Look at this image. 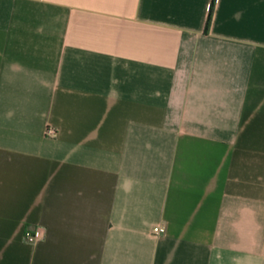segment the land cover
<instances>
[{
  "label": "crops",
  "instance_id": "0c3cea01",
  "mask_svg": "<svg viewBox=\"0 0 264 264\" xmlns=\"http://www.w3.org/2000/svg\"><path fill=\"white\" fill-rule=\"evenodd\" d=\"M210 4L0 0V264H264V0Z\"/></svg>",
  "mask_w": 264,
  "mask_h": 264
},
{
  "label": "built area",
  "instance_id": "2783aa9c",
  "mask_svg": "<svg viewBox=\"0 0 264 264\" xmlns=\"http://www.w3.org/2000/svg\"><path fill=\"white\" fill-rule=\"evenodd\" d=\"M48 131L50 133H55L56 129L54 127H49ZM154 231L156 232H163L165 231V226L163 225H155L154 226ZM45 235V229L43 227H40L36 231H33L31 228H27L25 232V237L30 240V241H35Z\"/></svg>",
  "mask_w": 264,
  "mask_h": 264
},
{
  "label": "trees",
  "instance_id": "16d2710c",
  "mask_svg": "<svg viewBox=\"0 0 264 264\" xmlns=\"http://www.w3.org/2000/svg\"><path fill=\"white\" fill-rule=\"evenodd\" d=\"M216 0H211L208 17H207V23H206V29L208 30L213 18L214 8H215Z\"/></svg>",
  "mask_w": 264,
  "mask_h": 264
}]
</instances>
